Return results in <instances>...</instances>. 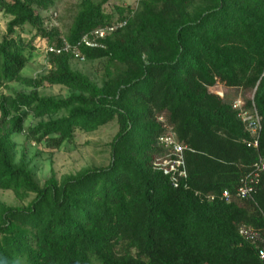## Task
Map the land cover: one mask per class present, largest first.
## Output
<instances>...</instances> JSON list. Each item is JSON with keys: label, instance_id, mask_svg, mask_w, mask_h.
<instances>
[{"label": "trees", "instance_id": "trees-1", "mask_svg": "<svg viewBox=\"0 0 264 264\" xmlns=\"http://www.w3.org/2000/svg\"><path fill=\"white\" fill-rule=\"evenodd\" d=\"M56 1L0 0V91L31 90L0 93V191L23 203H0V264H263L238 230L264 232V189L230 202L222 193L234 197L264 155V0H138L110 11V0H81L64 35L44 26ZM118 21L126 25L98 47H79L84 62L102 64L100 84L62 51L45 55V74L21 76L33 41L72 47ZM216 84L251 94L256 149L233 100L209 91ZM52 86L68 96L38 93ZM29 117L41 121L25 129ZM111 124L108 164L60 180L52 173L40 185L14 151L16 135L58 150ZM166 133L186 148L176 184L155 166Z\"/></svg>", "mask_w": 264, "mask_h": 264}, {"label": "rangeland", "instance_id": "rangeland-1", "mask_svg": "<svg viewBox=\"0 0 264 264\" xmlns=\"http://www.w3.org/2000/svg\"><path fill=\"white\" fill-rule=\"evenodd\" d=\"M81 0H57L54 7L47 13H42L44 18H47L44 26L52 28L54 25L59 27L61 35H64L67 26L74 16L75 7ZM138 0H110L107 10L110 11L112 7H131L135 9ZM54 18H57L58 21ZM6 19L0 14V40L5 35ZM55 27V26H54ZM23 34L25 42H29L34 31ZM38 41H33V46L36 49H27V52L31 53V57L22 70L21 76L23 78H36L39 75H43L47 71V65L45 61V47H38ZM70 66L73 70L87 75L91 81L96 84H100L103 67L99 62L87 63L78 62L72 60ZM31 90L25 86L19 84H10L6 89H2L0 93L2 95H11L13 92H25L29 93ZM212 94L228 100H234L241 98L243 101L251 99L250 93H243L241 91L227 89L220 84H216L209 90ZM38 93L42 96L64 98L68 96L66 89L60 86L46 87L38 90ZM41 120L29 117L25 123V129L35 127ZM116 132L115 124L108 125L98 131L85 134L76 132L74 140L63 145L58 150H52L46 147L42 142L37 144L35 141L26 137L25 135L14 136L13 142L15 144V153L17 160L20 156L24 155L27 162H30L34 169L36 180L40 185L50 177L53 173L57 180H60L64 176L76 174L80 171L89 169L91 167L105 166L109 161V142L113 138ZM0 203L7 206L22 205L17 201L12 192L0 191Z\"/></svg>", "mask_w": 264, "mask_h": 264}, {"label": "built area", "instance_id": "built-area-1", "mask_svg": "<svg viewBox=\"0 0 264 264\" xmlns=\"http://www.w3.org/2000/svg\"><path fill=\"white\" fill-rule=\"evenodd\" d=\"M125 25L126 21L115 22L111 26L98 28L84 35L76 46L71 47L65 44L61 49L45 47L44 53L45 55L59 54L62 51L70 54L73 60L84 62L83 57L80 55L79 47L96 48L99 46L98 41L104 40ZM54 26L57 27V25ZM231 107L237 112V118L242 122L246 132L249 134L250 142L247 145L256 149L258 147L261 124L253 105L251 109L246 108L245 102L239 97L232 101ZM158 144L164 148L166 155L164 158L158 159L155 166L163 170L165 175H170L172 182L176 184L178 178L185 177L183 152L186 148L179 144L171 133H166L159 137ZM258 186L264 189V155L259 157L258 161L253 165L251 173L241 180L240 187L234 197L229 192L224 191L222 199L226 202H230L233 199L248 200ZM238 233L246 241L257 245L258 258L264 264V232L261 233L247 227H240Z\"/></svg>", "mask_w": 264, "mask_h": 264}]
</instances>
